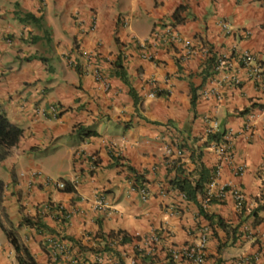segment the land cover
<instances>
[{"label": "crops", "instance_id": "0c3cea01", "mask_svg": "<svg viewBox=\"0 0 264 264\" xmlns=\"http://www.w3.org/2000/svg\"><path fill=\"white\" fill-rule=\"evenodd\" d=\"M13 1L0 8V106L22 133L0 160L5 185L1 205L39 264L56 263L47 244L51 235L83 237L86 246L80 247L77 258L82 264L83 260L93 264L94 249L103 246L105 234L116 230L129 235V242L114 247L115 253H127V261L132 245H145V237L156 234L157 244L146 258L138 257L137 264H164L166 248L197 240L203 224H210L213 232L202 264H216L218 259L221 264H233L237 255L252 251V243L236 240L235 228L254 217L237 212L230 195L205 204L198 197L213 219H221L222 224L214 220L212 224L171 179L178 174L173 163L192 175L195 163L190 147L206 140L205 117L216 118L218 130L230 127L236 132L234 158L245 164V170L236 173L224 163L212 191L231 183L255 206L264 201V90L232 56L238 49L251 51L264 76V0H46L40 12L39 0H19L17 6ZM18 9L33 11L42 18V25L18 19ZM176 9L178 21L173 14ZM133 18L138 22L143 18L145 23L132 29ZM93 20L96 26L90 28ZM223 21L232 31L223 29ZM165 25L176 29L179 38L165 32ZM186 40L195 49L189 56ZM203 45L216 55H231V65L212 72L210 59L200 50ZM8 47H15V56L23 60L19 66L6 58ZM89 49L97 54L87 57ZM143 51L149 56L143 57ZM118 56L127 82L112 61ZM206 67L210 74L203 79L201 71ZM95 69L109 79L108 88L96 78ZM231 71L240 78L238 85L230 82ZM152 76L157 90L164 92L148 97L144 91L152 88L147 82ZM130 86L140 95L136 107ZM191 86L196 87L193 103ZM211 87L216 94L202 95L201 90ZM51 104L57 109L55 117L47 110L45 114L37 111L40 105L50 109ZM247 121L249 131L244 128ZM79 125L89 132H79ZM164 143L179 145L183 151L177 159L173 156V163ZM53 149L57 161L49 155ZM202 150L201 160L212 170L217 155L211 141ZM36 154L52 163H38ZM48 165H54L53 172L44 170ZM130 166L145 178L146 198L132 189ZM36 169L40 174L30 176ZM56 175L68 180L71 188L60 189L45 181ZM99 197L104 208L96 207ZM50 202L53 209L46 207ZM57 203L70 212L67 220L57 212ZM263 213L261 207L254 209L256 219ZM23 215L37 217L41 224L18 226ZM5 235L0 238V264H17L10 237ZM237 245L242 250L233 254L231 248ZM66 258L60 264H69L70 254ZM175 264L195 263L183 259Z\"/></svg>", "mask_w": 264, "mask_h": 264}, {"label": "built area", "instance_id": "2783aa9c", "mask_svg": "<svg viewBox=\"0 0 264 264\" xmlns=\"http://www.w3.org/2000/svg\"><path fill=\"white\" fill-rule=\"evenodd\" d=\"M222 27L226 31H230L229 26L226 22H221ZM172 37L177 38L175 33L170 32ZM244 33L248 34L249 30L245 29ZM185 45V54L186 56H189L190 54L195 52V49L192 45H189V41H184ZM201 52L203 54L209 53V48L206 45H203L201 48ZM234 53V52H233ZM143 57H148L149 55L146 54L145 51L142 52ZM235 60H238L239 63H242L244 66L248 68V72L250 76L258 82V84L261 86V88L264 89V78L262 74L260 73V65L256 59V56L249 50L243 48L238 49L235 54L232 55ZM233 59V60H234ZM232 63L231 55L228 53H219L215 57L214 61V68L216 70H222L228 68ZM96 77L103 81V85H108V80L103 78L102 75L98 74L96 72ZM227 75V74H225ZM230 76V82L232 84L238 85L240 83V78L231 71L229 74ZM154 78H150L148 80L149 83H153ZM217 89L215 87H211L209 89H204L202 94L203 95H209V94H216ZM155 94L154 89L148 91L149 96H153ZM53 112L55 109H51ZM208 121V118L205 117ZM218 127V121L215 118H210L208 121L207 126L205 127V131L207 133L214 132ZM244 128L249 131L250 130V122L247 121L244 125ZM235 137L234 130L229 128L226 130L221 138L217 141L212 142L211 147L214 149L217 160L215 163V167L213 169L212 174L209 177L208 182L205 185V190L202 197V203L205 204L210 199V197H218L220 199L224 198L227 194L230 195L232 198L234 209L237 212H242L245 214H251L254 219L246 222L242 221L240 225L237 227V234L239 238H241L245 242H249L253 244L252 251L243 252L237 255L234 260L233 264H264V261L262 262V258H264V213L263 215L259 216L258 219H256V215L254 214L255 204H253L247 197L246 193H244L243 190H241L238 186L233 185L231 183H222L219 184L217 191L214 193L212 191V187L216 185L217 177L221 171L222 165L224 163L232 165L235 168L236 173L242 174L245 170V164L244 163H236L234 158V152H233V139ZM168 149V148H167ZM39 173V170H32L31 174H37ZM30 180V179H29ZM51 179L49 177H46V181H50ZM56 187H64L65 183L62 180H53ZM97 205H103L104 202L99 199L96 203ZM105 205V204H104ZM61 207V206H60ZM253 208V210H252ZM264 210V207L262 208ZM260 218V219H259ZM213 229L211 226L207 224H203L199 227L198 230V236L197 240L191 242V243H184L181 245H172L169 246L166 249V253L168 254V257L172 260L180 261L181 259H187L195 264H202L206 257V244L209 235L212 233ZM121 236L115 235L113 237V241H116L120 239ZM157 235H152L151 240L154 242V240H157ZM47 244L49 245V248L54 252V258L56 263L60 264V260L67 259L66 257L68 254H71L72 249V242L66 241L65 239H62L60 237H48ZM103 255L96 256V260L94 261V264H117L115 261H112L109 258H104ZM131 263L133 260L131 259ZM69 264H79L77 259L70 256Z\"/></svg>", "mask_w": 264, "mask_h": 264}, {"label": "trees", "instance_id": "16d2710c", "mask_svg": "<svg viewBox=\"0 0 264 264\" xmlns=\"http://www.w3.org/2000/svg\"><path fill=\"white\" fill-rule=\"evenodd\" d=\"M12 3L15 6H17L19 4V0H14L13 2H11V4ZM177 9L174 10L175 13L173 14L176 20L178 21L179 18H177L176 16ZM15 12H16L18 19L22 21L32 20L33 22H36L39 26L42 25L40 22L42 18L40 16H37L33 11L27 10L25 12H22L21 14L19 13V11H15ZM121 59L122 58L118 56L117 59H115L114 61V64L117 68L116 72L125 82H127L128 79H127L124 67L121 63ZM209 59L212 65L213 58H209ZM209 74H210V70H208L207 67L201 71V75L203 79H205L206 76ZM130 93L133 97L134 104L136 107L137 102L141 100L140 95L132 87L130 88ZM161 93H163V91H158V94H161ZM195 98H196V87L191 86L192 103L195 100ZM243 111H247V109H243ZM77 129L79 132H82V133L89 132L81 125H79ZM21 133H22V128L18 126L17 124H14L13 122H11L0 106V160L7 156L11 146L17 142ZM219 134H221V132L210 133L207 135L206 140L203 141L201 144L199 145L194 144L193 146H191L190 147V157L195 163V167L194 169H192V175L188 176L186 173L183 172L182 168H180L178 165H174L176 172H178V174L171 179V182L180 190V192L184 193L185 198L197 203L199 207V212L202 213L205 218L211 219V222L214 220V222L216 221L218 224H222L221 219L219 217H217V219H213V215L207 212L201 206L198 200V197L203 195L206 182L209 180V177L212 173V170L206 167L201 160V156L203 152L202 146L207 145L208 142H210V140L219 138ZM129 168L134 170L133 167H129ZM137 174L138 176L142 178V180L139 182L142 184V181L144 182L145 178L140 173H137ZM70 188H71L70 182L68 180H65V189H70ZM4 189H5L4 182L0 179V226L11 237V242L15 249L18 264H39V262L30 253L27 246L20 240L18 233L15 230V227L12 225L13 223L12 220H10L7 212H5L4 207L1 205ZM46 207L49 209L51 208L53 209L54 204L53 203L46 204ZM2 218L4 219L6 218V222L9 223L8 229L5 228L4 223L2 222L3 220ZM214 222H212V224H214ZM22 224L40 225L41 221L37 217L23 215L21 217V220L18 222V226ZM103 238H105V240L108 241L109 240L108 234H105ZM104 247L108 248L106 244L104 245ZM164 264H174V263H172L171 259L168 258V261L165 262ZM216 264H221V259H218Z\"/></svg>", "mask_w": 264, "mask_h": 264}, {"label": "clouds", "instance_id": "9594fccd", "mask_svg": "<svg viewBox=\"0 0 264 264\" xmlns=\"http://www.w3.org/2000/svg\"><path fill=\"white\" fill-rule=\"evenodd\" d=\"M45 1L46 0H39V8L37 9V11H41L42 10V7L41 6H43L44 5V3H45ZM18 11H19V13L21 14L22 12V10H20V9H18ZM37 16H39V15H37ZM175 18V17H174ZM32 23H34L35 25H36V22H33L32 20H30ZM41 21H42V19H41ZM40 21V22H41ZM175 21H176V18H175ZM223 22H225V21H223ZM227 23V22H226ZM227 25L229 26V28H230V31H232V28L230 27V25L227 23ZM96 26V23H95V21L93 20V23H91L90 24V28H94ZM222 26V25H221ZM224 29V28H223ZM164 30H165V32H167V33H169V34H171L170 32H172V33H175V35L177 36V38H179V34H178V31L176 30V29H174L171 25H165L164 26ZM225 30V29H224ZM245 30V29H244ZM226 31V30H225ZM230 31H226V32H230ZM44 32H45V35H46V33H48V31H47V28L46 29H44ZM172 36V35H171ZM6 38V40H10V38L8 37V35L5 37ZM46 38H48L49 39V36L48 37H46ZM33 42H35V41H33ZM190 42V41H189ZM208 48H209V53L208 54H204V56H206V57H208V58H213V63H212V72L214 71H219V70H216L215 68H214V66H213V64H214V61H215V57H216V53H213L212 52V50H211V48L209 47V46H207ZM201 50V49H200ZM203 53V52H202ZM97 54V51L95 50V49H89L87 52H85V55L87 56V57H90V56H93V55H96ZM33 54H31V56H32ZM257 59V58H256ZM65 60L68 62V64L70 65V66H74V67H76V63L75 62H73L71 59H70V57L69 56H65ZM112 61L114 62L115 60L114 59H112ZM257 61H259V60H257ZM242 64V63H241ZM243 65V64H242ZM222 70H224V69H222ZM96 72H98V74H100V75H102L99 71H97L96 69H95V72H94V75L96 74ZM260 73H261V71H260ZM262 74V73H261ZM96 76V75H95ZM262 76H263V74H262ZM102 77L103 78H105V79H107L108 80V85L107 86H104L103 85V81L102 80H100V79H98L97 77V79L102 83V85L104 86V88H108L109 87V83H110V81H109V79L107 78V77H105V76H103L102 75ZM151 78H154V81H153V83H149L148 82V80H147V82L151 85V89L150 90H152V89H154V92H155V94L153 95V96H149L148 95V91H150V90H148V91H144V95L145 96H148V97H155L157 94H158V91H163V90H157V83H156V78L155 77H151ZM263 78H264V76H263ZM254 79V78H253ZM255 80V79H254ZM166 81H167V78H166ZM241 82V81H240ZM264 90V89H263ZM164 92V91H163ZM203 92V90H201V93ZM203 95V94H202ZM51 109H55V111L53 112ZM46 110L48 111V113L50 114V116H53V117H55L56 116V113H57V109H56V107L54 106V104H51L50 105V109H44L43 108V105H40L38 108H37V111H39V112H43V114H45L46 113ZM208 118V117H207ZM206 119V118H205ZM209 119L210 118H208V121H209ZM216 119V118H215ZM10 120V119H9ZM207 120V119H206ZM208 121H207V124H208ZM218 121V120H217ZM207 126V125H206ZM218 128H219V121H218V127H217V129L214 131V132H210V133H216V132H221V134H219V138H217V139H213V140H210L211 141V144H212V142H214V141H217V140H219L220 138H221V136H222V134L226 131V130H228L229 128H226V129H224L223 131H221V130H218ZM250 128H251V123H250ZM232 129V128H231ZM205 133H206V135H208V134H210V133H207L206 131H205ZM234 133H236L235 131H234ZM168 148V149H167ZM163 149H164V151H165V153L169 156V162H171V163H173V156H176V159H177V157H180L181 155H182V153H183V151H182V149H181V147L179 146V145H171V144H169V143H164V145H163ZM10 151V150H9ZM9 154V153H8ZM7 154V155H8ZM2 160V159H1ZM175 162H176V160H175ZM236 163H239V162H237V161H235ZM94 165V163H91V167ZM174 165H176V163H173V166ZM130 167H132V166H130ZM214 167H215V164H214ZM214 167L212 168V172H213V169H214ZM130 169V168H129ZM131 171H132V174H133V182L131 183V187H132V189H135L136 191H138V192H140V194H141V196L143 197V198H146L147 197V190L145 189V186H143V181H142V184L141 183H139L141 180H142V178L140 177V176H138V174L137 173H139V171H137L136 169H134V170H132V169H130ZM37 174H40V171H39V173H37ZM212 174V173H211ZM24 175V174H23ZM34 175H36V174H34ZM30 176H33L32 174H31V172H30ZM138 177V178H137ZM30 178L29 177H27L26 179H25V184L27 185V187H28V189H29V187H30V184H31V179L29 180ZM51 179V178H50ZM62 180L64 183H65V180H63V179H61V178H57V179H55V180ZM53 180L54 179H51L50 181L54 184V182H53ZM45 181H46V178H45ZM46 182H49V181H46ZM208 182V181H207ZM206 182V183H207ZM55 185V184H54ZM58 188H60V189H65V186L64 187H58ZM240 188V187H239ZM241 189V188H240ZM242 190V189H241ZM245 193V192H244ZM181 194L185 197V195H184V193H182L181 192ZM227 196V195H226ZM225 196V197H226ZM202 197H203V195H202ZM224 197V198H225ZM213 198H218V197H210V199L207 201V202H209L210 200H213ZM99 199H101L102 201H103V199H102V197H99V198H97V201L99 200ZM220 199V198H219ZM223 199V198H222ZM97 201H96V203H97ZM104 202V201H103ZM261 203L259 204V205H256L255 206V209L257 208V207H261V208H263V205H264V201H260ZM52 202H50V204H51ZM54 204V203H53ZM105 204V203H104ZM97 205L96 204V207H100V208H104L106 205ZM201 204V203H200ZM61 206V207H60ZM202 206V205H201ZM203 207V206H202ZM56 209H57V212L58 213H60V216H61V218L63 219V220H65V219H67L68 218V216L70 215V212H68L67 210H66V208L65 207H63L61 204H56ZM252 212H254V211H252ZM256 212V211H255ZM250 214V213H249ZM3 220H2V222L4 223V226L6 225V221L4 220V218H2ZM207 225H209V226H211L210 224H207ZM1 227V226H0ZM8 225L7 226H5V228H7L8 229ZM12 228V227H11ZM13 229V228H12ZM213 229V228H212ZM236 229V240H240V241H242V242H245V241H243L241 238H239V236H238V234H237V227L235 228ZM213 232V231H212ZM8 235V234H7ZM115 235H117V236H121L120 237V239H118V240H116V241H113V237L115 236ZM152 235H154V234H152ZM152 235H149V236H146L145 237V245H139L138 243H135L134 245H132V254L131 255H129V256H131L130 258H129V256H128V261L125 259V257H124V255H126L127 256V253L126 252H123L124 253V255L120 252H117L116 251V253H115V245L116 244H118V243H125V242H129V241H127V240H129V235H128V233L126 232V231H124V230H116V231H114L113 233H109L108 234V237H109V240L108 241H104V243L102 244L103 246H99V247H97L96 249H94V253H95V255H94V260H93V264H94V261L96 260V256H98V255H103V256H105L104 258H109V259H111L112 261H115L117 264H137L138 263V261L136 260L138 257L139 258H145V257H147V255L149 254V253H151V251H152V249H153V247H154V245L155 244H157V242H158V240H159V237H158V239L157 240H154V242L151 240V236ZM156 235V234H155ZM9 236V235H8ZM52 237H60V238H62V239H65L66 241H70V242H72V249H71V254H70V256L71 257H75L76 259H77V261H78V263L79 264H82L81 263V259H79V258H77V253H78V251H79V249H81L80 247L83 245V246H86V245H84L83 244V237H78V238H67L66 236H64V238L63 237H61L60 235H51ZM84 236V235H83ZM95 236V235H94ZM10 237V236H9ZM10 241H11V237H10ZM12 243V242H11ZM186 243V242H185ZM107 245L108 246V248H105L104 247V245ZM182 244H184V243H182ZM13 245V244H12ZM181 245V244H180ZM82 246V247H83ZM175 246V245H174ZM14 247V246H13ZM92 247V246H91ZM95 247V246H94ZM167 249V248H166ZM15 250V249H14ZM168 254L166 253V262L168 261ZM17 259V258H16ZM131 259L133 260V262L131 263L130 261H131ZM169 259H171V258H169ZM183 259H181L180 261H182ZM187 260V259H186ZM171 261H172V263H177L178 261H174V260H172L171 259ZM179 261V262H180ZM83 264H87L86 263V260H83Z\"/></svg>", "mask_w": 264, "mask_h": 264}, {"label": "rangeland", "instance_id": "374dc122", "mask_svg": "<svg viewBox=\"0 0 264 264\" xmlns=\"http://www.w3.org/2000/svg\"><path fill=\"white\" fill-rule=\"evenodd\" d=\"M4 5H6V7H9V0H0V8H2ZM124 13H125V11H124ZM144 24L145 23V20L143 19V18H141L140 19V21L138 22L135 18H133L132 20H131V26H132V29L134 28H136L138 25H140V24ZM8 49H9V51L8 52H6L7 54L5 55L6 56V58L10 61L11 60V62H13V65L16 67V66H19L20 65V62H22L21 60H19L15 55V51H16V49H15V47H12V48H10V47H8ZM7 59H5L6 61H8ZM57 61V59L56 58H53L52 59V63H55ZM54 68H56V67H54ZM107 126H106V128H109V124L107 123L106 124ZM44 150V149H43ZM49 155L50 156H53L54 157V160L55 161H57V154L55 153V151H54V149L53 150H51V151H49ZM34 158L36 159V161L38 162V163H44V162H48V163H52V162H50V161H48V159H42V157L41 156H39V154L37 155L36 154V156H34ZM53 167H54V165H53ZM52 167V165H48V168H44V170L46 171V172H49V171H51V172H53V170H54V168ZM59 176L58 175H56L55 177H53V179L55 180V179H57ZM5 221H6V218L4 219ZM9 226V223H7L6 222V226ZM5 231L3 230H0V238H6V233H4ZM242 249H241V247L240 246H235V247H232L231 248V252L234 254H236V252H240ZM17 264H18V262H17Z\"/></svg>", "mask_w": 264, "mask_h": 264}]
</instances>
